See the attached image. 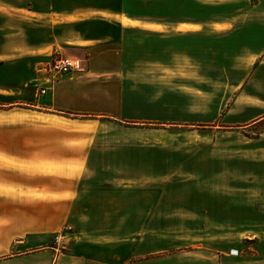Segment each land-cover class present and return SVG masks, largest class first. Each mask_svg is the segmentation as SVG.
Here are the masks:
<instances>
[{
  "label": "crops",
  "instance_id": "crops-1",
  "mask_svg": "<svg viewBox=\"0 0 264 264\" xmlns=\"http://www.w3.org/2000/svg\"><path fill=\"white\" fill-rule=\"evenodd\" d=\"M143 1L0 0V264H34L40 258L50 264H141L135 253L138 232L88 228L93 199L98 204L110 193L123 198L125 189H101L98 183L78 188V179H92L101 170H88L82 163L83 168L78 167L77 158L56 153V128L91 131L110 120L145 121L130 116L141 105L126 95L125 82L134 78L126 69L156 65L151 48L156 50L158 39L212 34L245 44L250 39L255 43L259 30L264 33V26L238 27L237 16L169 23L149 10L143 16ZM250 16L264 21V9ZM237 28H243V35ZM252 47L243 51L254 65L245 87L251 82L264 86V45ZM146 52L148 57L142 58ZM58 53L79 58L83 70L51 86L46 67ZM244 92L234 103L243 102L256 115L228 128L248 129L264 119V88L246 87ZM60 177L66 178L63 188L57 184ZM240 210V226L245 229L236 228L232 235L245 231V243L254 247L237 256L235 251L219 250L214 258L217 264H264V195L245 199ZM65 223L75 227L67 258L47 248ZM43 248L47 255L39 256Z\"/></svg>",
  "mask_w": 264,
  "mask_h": 264
},
{
  "label": "rangeland",
  "instance_id": "rangeland-1",
  "mask_svg": "<svg viewBox=\"0 0 264 264\" xmlns=\"http://www.w3.org/2000/svg\"><path fill=\"white\" fill-rule=\"evenodd\" d=\"M148 1L141 4L142 15L149 10L169 23L237 16L238 27L264 26L250 16L264 9L263 0H150V7ZM237 29L243 35V28ZM259 32L255 43L250 39L245 44L212 34L158 39L156 50L151 48L156 65L126 69L134 77L125 82L126 95L141 105L130 116L145 121L110 120L91 131L56 128V153L77 158L78 167L82 163L88 170H101L92 179H78V188L98 183L101 189H125L123 198L110 193L98 204L93 199L88 228L138 232L135 253L141 264H217L219 250L237 256L254 247L245 243V231L232 233L245 229L240 226L245 199L264 195V160H259L264 125L228 127L256 115L243 102H234L246 87L264 88L261 82L245 87L244 81L254 65L243 51L262 48L264 33ZM65 179L57 178L61 188ZM74 229L69 223L60 226L47 248L67 258Z\"/></svg>",
  "mask_w": 264,
  "mask_h": 264
},
{
  "label": "built area",
  "instance_id": "built-area-1",
  "mask_svg": "<svg viewBox=\"0 0 264 264\" xmlns=\"http://www.w3.org/2000/svg\"><path fill=\"white\" fill-rule=\"evenodd\" d=\"M49 74V84L53 86L62 77L72 73L81 72L83 70V62L79 58L58 53L46 67ZM41 94H45L46 90L42 89ZM62 236L56 238V245L60 246L62 243Z\"/></svg>",
  "mask_w": 264,
  "mask_h": 264
},
{
  "label": "trees",
  "instance_id": "trees-1",
  "mask_svg": "<svg viewBox=\"0 0 264 264\" xmlns=\"http://www.w3.org/2000/svg\"><path fill=\"white\" fill-rule=\"evenodd\" d=\"M261 126V125H264V119L262 120V121H260L259 123H257L255 126ZM264 131V128H263V130H262V132Z\"/></svg>",
  "mask_w": 264,
  "mask_h": 264
}]
</instances>
